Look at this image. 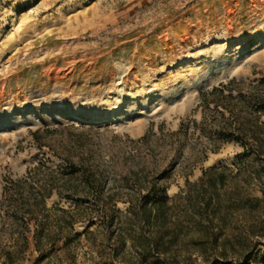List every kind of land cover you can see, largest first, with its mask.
<instances>
[{
  "label": "rangeland",
  "instance_id": "1",
  "mask_svg": "<svg viewBox=\"0 0 264 264\" xmlns=\"http://www.w3.org/2000/svg\"><path fill=\"white\" fill-rule=\"evenodd\" d=\"M218 53H240L243 61L233 74L196 87L184 106L190 69ZM261 76L264 0H0V254L18 235L14 210L20 215L32 209L61 238L45 246L41 255L31 226L29 248L19 264L220 260L221 246L204 253L187 242L160 258L142 257L135 238L148 235L150 228L125 213L127 204L114 205L113 200L115 195L138 197L132 178L126 177V160L137 159L138 153L149 158L153 151L158 169L167 171L159 184L166 186L169 198L186 183L197 182L207 169L225 166L230 169L227 194L240 190L243 197L262 199L258 210L228 217L224 232L234 238L226 261L238 264L250 253L249 264H263L264 178L258 163L241 157L242 148L234 143L204 151L207 139L194 126L201 120L199 92L231 79ZM174 89L176 96L149 117L133 115L119 122L115 117L120 112L111 113L118 108L139 111L137 105L150 94ZM27 116L34 118L33 124H15ZM181 124V140L172 148L176 138L169 135ZM80 161L101 171L98 198L54 189L45 200L46 211L36 207L32 196L22 200L11 187L19 183L27 193L37 181L50 175L58 179L69 162ZM249 227H254L251 234ZM239 236L248 247L237 245Z\"/></svg>",
  "mask_w": 264,
  "mask_h": 264
},
{
  "label": "trees",
  "instance_id": "2",
  "mask_svg": "<svg viewBox=\"0 0 264 264\" xmlns=\"http://www.w3.org/2000/svg\"><path fill=\"white\" fill-rule=\"evenodd\" d=\"M196 109L201 111V120L194 122V126L207 139V146L203 147V150L216 151L219 144L225 142L237 144L243 151L241 157H253L258 163L259 175L264 178V76L253 81L231 79L203 90L199 92ZM182 129L181 124L177 131L169 135L176 138V143L170 144L172 148L179 144ZM146 137L147 134L141 141H145ZM180 147L178 146V149L181 150ZM193 150L192 148L191 151ZM136 157L137 159L127 158L128 167L125 170L128 173L126 177H131L138 189V197L131 196L129 200H125L115 194L112 196L115 195L114 205L118 201L127 204L125 213L150 228L148 235L135 238L142 257L147 260L146 257L154 254L160 258L168 254L176 244L187 242L204 253L221 246V259H212L207 261V264H231L226 259L228 250L234 248V238L225 237L227 219L242 211L258 210L262 199L243 197L240 190L233 191L232 195L227 194L230 169L225 166L207 169L197 182L186 183L185 189L174 198H169L166 195V186L159 184V181L166 178L167 171L158 169L159 163L153 151L149 158L141 153ZM68 166L69 169L58 179L53 175L47 176L45 180L37 181L36 186L27 193L19 189V183H13L11 187L22 200L32 196L36 200V207H42L46 211L45 200L52 195L54 189H57L59 194L66 192L78 198H98L103 186L101 171L96 169L98 167L88 165L87 161L69 162ZM11 204L16 206L13 204L17 203ZM17 205L25 207L26 204L20 202ZM18 211L14 210L12 213V221L19 222L18 235L12 246L2 249L1 264H19L24 261L29 248L28 234L31 232V226L34 228L32 240L35 250L41 255L45 252V246H52L61 238L59 235L54 236L46 223L37 220L35 210H23L20 215ZM72 224L69 223V226ZM249 228L247 234L253 233L254 227ZM260 233L264 237V228ZM65 238L67 245L69 237ZM119 240L124 242L121 237ZM236 240L240 247H248V243L241 241L240 236L238 239L236 237ZM242 257L238 264H249L250 253ZM262 259L264 264V257Z\"/></svg>",
  "mask_w": 264,
  "mask_h": 264
},
{
  "label": "bare ground",
  "instance_id": "3",
  "mask_svg": "<svg viewBox=\"0 0 264 264\" xmlns=\"http://www.w3.org/2000/svg\"><path fill=\"white\" fill-rule=\"evenodd\" d=\"M240 53H232V54H214L210 57H205L202 62L195 64L191 69V75L189 82L186 81L184 85L187 88H190V92L186 101L183 103L184 106L190 103L191 93L194 91L196 87L201 85H206L214 80H218L226 75L233 74L234 70H236V65L238 62L243 61V56L239 55ZM190 83V84H189ZM176 89L171 90L170 92L161 91L152 93L148 96L147 99L142 101L138 106L139 111L135 108L122 109L118 108L117 112L113 111V113H119L120 116L115 117L119 122H124L127 119H131L133 115L140 116V118H145L157 113L161 110V106L163 105L164 100L167 98H173L176 94ZM176 96V95H175ZM146 98V97H145ZM185 99V98H184ZM52 106V105H49ZM137 110V113H135ZM50 111V110H49ZM40 116V115H39ZM34 118L32 116L23 117L22 119L15 122V124H33ZM140 124H141V120ZM121 126V125H120ZM133 131V129H131Z\"/></svg>",
  "mask_w": 264,
  "mask_h": 264
}]
</instances>
